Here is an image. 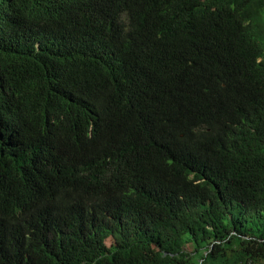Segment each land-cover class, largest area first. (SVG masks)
Segmentation results:
<instances>
[{"label":"trees","instance_id":"16d2710c","mask_svg":"<svg viewBox=\"0 0 264 264\" xmlns=\"http://www.w3.org/2000/svg\"><path fill=\"white\" fill-rule=\"evenodd\" d=\"M0 264H264V0H0Z\"/></svg>","mask_w":264,"mask_h":264},{"label":"rangeland","instance_id":"374dc122","mask_svg":"<svg viewBox=\"0 0 264 264\" xmlns=\"http://www.w3.org/2000/svg\"><path fill=\"white\" fill-rule=\"evenodd\" d=\"M108 242H109V240H106V243H107V244H108ZM187 248H189V246H188Z\"/></svg>","mask_w":264,"mask_h":264}]
</instances>
